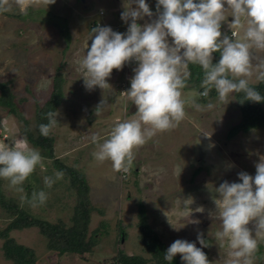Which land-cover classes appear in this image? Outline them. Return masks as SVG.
I'll return each mask as SVG.
<instances>
[{"label": "rangeland", "instance_id": "1", "mask_svg": "<svg viewBox=\"0 0 264 264\" xmlns=\"http://www.w3.org/2000/svg\"><path fill=\"white\" fill-rule=\"evenodd\" d=\"M128 3L129 0H55L46 7L43 0H36L27 16L21 15L15 5L12 11L0 13V80L7 82L15 106V113L0 106V146L20 147L24 125L35 133V110L48 97L53 75L59 72L62 76L61 98L53 109L59 113V124L51 133L52 154L41 152L43 163L23 185L29 198L33 190L46 191L47 202L31 207L21 200L22 193L10 188L3 178L1 191L30 215L49 221L60 218L68 225L75 201L74 187L64 175L46 188L43 177L58 170L57 161L74 166L84 174L88 185L92 209L87 234L97 230L94 244L82 254L48 249L45 236L36 226L11 228L8 235L32 249V264H120L115 258L118 250L141 254L148 258L147 264H153L138 235L137 209L142 205L146 223L166 249L174 240L186 239L201 247L212 264H227L231 250L227 242L219 247L214 235L221 230L216 188L225 180L240 182L237 174L241 171L255 175V163L264 156V125L228 133L240 117L234 94L227 104L218 101L214 89L209 97H198L195 94L203 91L202 78L198 82L190 79L181 97L186 101L185 118L174 129L158 132L134 149L135 160L127 174L114 171L110 160L99 162L92 154L96 150L90 140L93 133L103 140L118 121L134 118L136 106L122 92L130 88L137 62L131 61L121 70L113 69L108 78L110 89L95 87L89 91L84 87L86 72L78 61L91 45V28L100 25L121 33L127 31L130 20L123 21L121 13ZM146 3L154 15L138 20L139 24L156 19L157 0ZM231 20L229 16L222 22V34L236 33L233 39L242 38L243 29L233 27ZM62 30L67 32V39ZM257 54L264 56V52ZM255 82L253 78L251 83ZM103 96L107 103L96 115ZM193 98L200 104L211 102L217 106L198 111L188 103ZM261 107L264 110V101ZM27 141L29 147L38 149ZM188 200L192 201L188 207L193 209L189 217ZM198 206H203V213L194 211ZM10 218L0 206V228ZM248 227H254L252 222ZM198 233L207 247L197 241ZM256 239L259 250L254 264H264V232L256 234ZM2 240L0 264H14L3 256ZM174 257L181 261L180 254Z\"/></svg>", "mask_w": 264, "mask_h": 264}, {"label": "clouds", "instance_id": "2", "mask_svg": "<svg viewBox=\"0 0 264 264\" xmlns=\"http://www.w3.org/2000/svg\"><path fill=\"white\" fill-rule=\"evenodd\" d=\"M34 2L0 0V13L12 11L15 5L21 15L27 16ZM43 3L47 7L55 0H43ZM153 15L146 0H129L121 13L123 21L130 20L127 31L121 33L100 25L91 28V45H87L86 54L78 61L86 72L84 87L89 91L95 87L110 89L108 78L112 70L137 62L130 88L122 92L136 106L134 118L118 121L103 140L98 133L90 137L96 147L92 153L95 159L110 160L118 173L130 172L135 160L134 149L158 132L174 129L185 118L186 101L181 97L191 78L189 64L199 65L203 73V91L195 94L198 97L207 98L214 89L218 101L224 104L228 103L229 96L238 93H243V100L264 101V95L256 87L264 84V56L257 54L264 52V0H157L156 19L144 24L137 22ZM229 16L233 27L243 29L242 38L233 39L236 33L222 34V22ZM216 52L220 58L214 63ZM253 78L256 85L251 83ZM106 103L107 98L103 96L96 115ZM188 103L198 111L217 106L211 102L200 104L195 98ZM58 115L56 109L45 114L47 123L38 126L41 136L51 135L59 124ZM43 160L39 149L29 147L26 136L20 147L0 146V178L22 193L21 200L33 208L44 205L48 193L33 190L29 198L23 185ZM237 175L240 182L225 180L216 188L215 204L221 230L214 235L219 247L227 242L231 250L227 264H254L259 250L256 234L264 232V156L255 163V175L244 171ZM63 177L62 170H54L52 176L43 177V183L51 188ZM190 203L188 200V209ZM192 211H188L187 217ZM194 211L203 213L204 208L198 206ZM190 222L199 223L198 220ZM250 222L254 227H248ZM196 239L202 247L208 246L201 233ZM176 254H180L183 264H212L201 247L186 239L174 240L163 258L170 262Z\"/></svg>", "mask_w": 264, "mask_h": 264}, {"label": "trees", "instance_id": "3", "mask_svg": "<svg viewBox=\"0 0 264 264\" xmlns=\"http://www.w3.org/2000/svg\"><path fill=\"white\" fill-rule=\"evenodd\" d=\"M156 7V4H154ZM66 39L68 34L62 30ZM220 58L219 52L213 53V62L215 63ZM191 72V80L198 82L202 76V70L199 65L189 64ZM61 73L57 72L53 75L52 85L48 93V97L35 110V133L24 125L22 130L24 137L26 136L33 147H38L40 152L47 155L52 154L51 135L47 138L40 135L38 126L41 123H47L45 114L53 110L59 103L61 98ZM189 79V80H190ZM256 85L255 83H252ZM257 90L264 95V84L256 85ZM200 90V89H199ZM213 94V91L211 92ZM237 99V105L240 112V117L237 122L231 125L228 133H234L238 130L245 131L249 128H254L264 125V110L261 107L262 102H252L243 100V93L234 94ZM243 100V102H241ZM0 106L6 107L10 112L15 113L13 96L6 81L0 80ZM56 168L62 170L64 175L68 177L69 183L75 189V201L72 207V213L69 217L70 223L65 224L63 220L57 218L55 221H49L44 218H39L30 215L22 208L18 207L12 198L5 197L0 188V206L8 211L11 218L6 225L0 228V238H2V254L14 264H32L34 262V253L32 249L23 244L17 243L13 237L8 235V230L11 228H21L27 226H36L38 231L45 236V244L48 249L57 250L59 252H75L82 254L87 252L94 244L95 233L97 230H92L87 234L90 211L92 209L87 190L88 185L84 174L74 166L64 164L57 161ZM139 228V238L142 242V247L149 253V257L153 264H183L175 257L172 261L164 260L166 247L164 242L158 238L156 233L151 230L144 219L142 205L137 209ZM104 224V221L101 222ZM116 260L121 264H147V257L141 254H125L120 250L117 251Z\"/></svg>", "mask_w": 264, "mask_h": 264}]
</instances>
